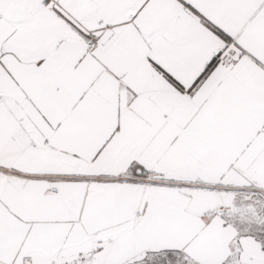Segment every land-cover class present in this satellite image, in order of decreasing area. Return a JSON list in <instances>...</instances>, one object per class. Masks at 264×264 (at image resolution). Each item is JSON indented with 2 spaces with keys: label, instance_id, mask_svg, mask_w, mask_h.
I'll return each mask as SVG.
<instances>
[{
  "label": "snow or ice",
  "instance_id": "6c2138e0",
  "mask_svg": "<svg viewBox=\"0 0 264 264\" xmlns=\"http://www.w3.org/2000/svg\"><path fill=\"white\" fill-rule=\"evenodd\" d=\"M261 194L264 0H0V264H264Z\"/></svg>",
  "mask_w": 264,
  "mask_h": 264
},
{
  "label": "rangeland",
  "instance_id": "374dc122",
  "mask_svg": "<svg viewBox=\"0 0 264 264\" xmlns=\"http://www.w3.org/2000/svg\"><path fill=\"white\" fill-rule=\"evenodd\" d=\"M248 196H249L248 193H242L241 194V203H244L246 201V199H247ZM258 199L264 200V198H262V196H259Z\"/></svg>",
  "mask_w": 264,
  "mask_h": 264
},
{
  "label": "crops",
  "instance_id": "0c3cea01",
  "mask_svg": "<svg viewBox=\"0 0 264 264\" xmlns=\"http://www.w3.org/2000/svg\"><path fill=\"white\" fill-rule=\"evenodd\" d=\"M242 194V193H241ZM260 196H262V198H264V194H261Z\"/></svg>",
  "mask_w": 264,
  "mask_h": 264
}]
</instances>
